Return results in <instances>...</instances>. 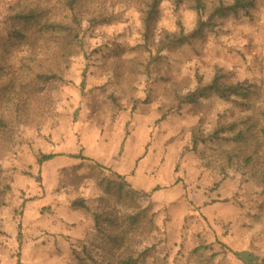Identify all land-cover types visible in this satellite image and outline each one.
<instances>
[{"label": "rangeland", "instance_id": "rangeland-1", "mask_svg": "<svg viewBox=\"0 0 264 264\" xmlns=\"http://www.w3.org/2000/svg\"><path fill=\"white\" fill-rule=\"evenodd\" d=\"M54 1L0 0V85L22 59L33 68L12 81L33 104L0 147V264H81L109 232H99V216L136 226L140 264H264V183L243 158H223L249 145L230 128L246 132L260 119L243 123L250 112L234 99L187 98L221 72L254 86L264 103V0L195 36V14L164 0L155 54L143 49L141 3L108 0L94 5L99 22L86 21L83 41L65 55L27 47L8 65L1 46L15 6ZM166 34L192 37L156 55ZM38 73L57 79L44 85ZM43 154L58 156L39 165Z\"/></svg>", "mask_w": 264, "mask_h": 264}, {"label": "trees", "instance_id": "trees-1", "mask_svg": "<svg viewBox=\"0 0 264 264\" xmlns=\"http://www.w3.org/2000/svg\"><path fill=\"white\" fill-rule=\"evenodd\" d=\"M108 0H55L53 4L45 7H26L18 4L13 9L8 21L4 24L7 35V41L2 44V58L10 65L12 58L17 57L18 53L23 52L27 47L32 53H37L41 49H56L62 54L66 53L72 45L80 44L83 41L85 29L84 23L90 21V25H96L99 21L94 5L106 4ZM143 9V49L149 54H155V41L157 24L160 19L161 6L164 0H138ZM178 6H187L196 16L197 24L193 36L203 32L216 17L230 16V14L241 11L249 12L254 7L253 0H232L227 3L226 0H216L213 5V14L208 16L210 11V0H175ZM97 7V6H96ZM214 23V22H213ZM192 36L177 37L166 34L156 48V55H161L170 47H178L185 44ZM33 39V40H32ZM1 44V43H0ZM154 50V51H153ZM65 55V54H64ZM30 60L22 59V70L11 69L6 77L7 86L0 85V147L2 142L12 139L13 131L18 127L19 121L24 117L28 108L30 110L33 104L28 97L26 89L22 91L18 84L12 83L15 78H21L27 70L33 69ZM15 77V78H14ZM225 75L217 72L211 84L205 87H198L193 94L187 96L189 103H196L201 98H207L210 95H218L226 101L235 100L244 109L250 112V118L243 123L250 122L255 117H259L260 123L256 122L244 130H236L235 142H248V147L244 150L224 151V161L234 162L237 158H243L248 169L255 173L256 177L264 183V103L257 104L254 99L259 98L260 94L254 86L229 84L224 79ZM7 78V79H8ZM38 82L45 84L53 83L57 77L44 73H38ZM255 97V98H254ZM30 102V103H29ZM252 117V118H251ZM235 125V124H234ZM222 131V130H220ZM244 131V132H243ZM219 133V132H218ZM219 135V134H217ZM198 140H194V147H197ZM57 154H43L38 159V164L55 159ZM86 159L83 156H74ZM2 168L0 167V200L6 192L1 182ZM123 180V176H119ZM123 186L127 185L122 182ZM156 188L154 191H157ZM76 207H86L81 199L74 202ZM131 220L139 222L140 216H132ZM100 221H106L109 226H99ZM97 228L102 233L106 227L109 232L102 234L99 243H96L92 249L87 251V257L81 259V264H140V258L134 252L135 245L141 243L139 238L133 233L136 226H117L112 219L97 217ZM19 238H21L22 225H19ZM199 248H197L198 250ZM20 264V262H18Z\"/></svg>", "mask_w": 264, "mask_h": 264}]
</instances>
